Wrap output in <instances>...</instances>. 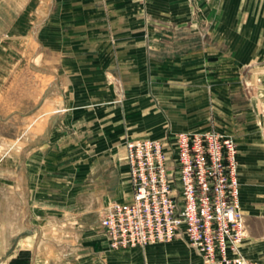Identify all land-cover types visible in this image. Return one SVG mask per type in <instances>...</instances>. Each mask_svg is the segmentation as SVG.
Here are the masks:
<instances>
[{"label": "crops", "instance_id": "crops-1", "mask_svg": "<svg viewBox=\"0 0 264 264\" xmlns=\"http://www.w3.org/2000/svg\"><path fill=\"white\" fill-rule=\"evenodd\" d=\"M69 1L66 3H71ZM82 2L90 7V13L98 15L89 20L86 30L91 46L83 52L91 53L90 60L82 63L74 60L76 51L72 39L76 32L74 26H69L73 17L70 10L60 11L58 0L50 3V16L40 15L35 19L30 32L7 31L0 36L3 54L25 57L24 61L20 58L0 63L2 70L20 71L9 73L0 87V264H76L86 254L108 245L106 233L93 237L90 229L101 228L107 198L110 195L120 197L122 179L116 182L119 169L110 174L116 180L108 186L101 159L92 163L97 169L70 176L67 169L71 165L67 164L66 158L69 151L78 150V146L79 150L81 147L89 150L91 142H104L105 134H101L108 128L115 127L113 132L123 130L122 118L115 111L106 113L103 109V103L117 97V85L125 91L129 87L130 94L137 95L140 90L149 93L151 84L165 85L167 76L160 77V74L165 71L174 74L178 70L194 73L191 85L206 83L214 86V101L225 102L222 110L215 114L216 129L232 136L238 147L240 199L248 229L244 253L253 261L264 264V56H261L264 47L255 46L245 51L250 56L247 61H235V57L224 60L214 56V50L208 53L195 50L173 59L149 57L144 67L145 62L140 60L124 62L122 59L124 48L134 57L135 52L145 49L149 53L150 48L155 49L156 40L161 39L156 26H148L145 35L139 34L141 31L136 28L139 19L134 14L139 0ZM157 2L158 6L178 4L176 0ZM41 4L42 0H39L38 5ZM97 6L102 8H94ZM156 11L157 15L151 18L154 22L176 24L179 21H174L163 9ZM124 13L130 23V29L126 30L123 29ZM46 21L51 23L48 37L52 47L57 53L73 55L74 80L64 83L52 67L36 62L44 52L40 28ZM55 21L61 22L63 29L66 28L65 33L53 30ZM162 33L166 34V31ZM146 38L147 41L143 40ZM95 39H101L106 46H99ZM31 54L35 61L26 59V55ZM176 64L180 66L176 67ZM203 64L208 81H204ZM44 71L52 78L46 86L42 77ZM150 74L153 75L151 83ZM156 74L162 82L156 83ZM111 76L118 82L108 83ZM110 116L115 120L112 121ZM103 118L106 120H101ZM81 134L86 139V148L84 141L81 142ZM126 154L125 148L128 172ZM83 164L91 165L90 158ZM92 187L93 192L102 196V213L97 222L91 220L92 212H95L89 206ZM129 187V198L124 202L132 199L131 184Z\"/></svg>", "mask_w": 264, "mask_h": 264}, {"label": "rangeland", "instance_id": "rangeland-1", "mask_svg": "<svg viewBox=\"0 0 264 264\" xmlns=\"http://www.w3.org/2000/svg\"><path fill=\"white\" fill-rule=\"evenodd\" d=\"M58 1L60 3V11L66 13L67 10H70V16L73 17L69 26H74L76 32L75 38L72 39L76 51L74 60L80 63L83 60H90L91 58L88 57L91 56V53L83 52L91 46V40L86 30L89 20L95 19L98 15L93 12L90 13V7L82 5V0L69 1L74 4H68L66 0ZM157 1L139 0L137 12L134 13L133 11V13L137 14L139 19V26H136V28L141 31L139 32L140 35L147 34L148 26H156L160 30L158 34L161 39H155V49L150 48L149 53H147L148 50L146 49V52L145 50L140 53L135 52L134 57L130 56L129 50L124 48L122 58L124 62L140 60L145 62L144 67H146L149 57L152 59L154 56L158 60L163 58L173 59L195 50H203L206 53L214 50V56L218 58L224 60L229 58V60H232L235 57V61H247L250 56L245 51L255 46L264 47V0H176L177 5L168 4L165 6H158L159 2ZM38 2L39 0H0V36L7 31L30 32L36 18L40 15L50 16L49 5L52 0H42L41 5H38ZM152 3H155V5H150ZM94 8L102 7L97 6ZM159 9L165 10L167 14L172 16L174 21H179L176 24H166L161 21L154 22L151 19L152 15H157L156 10L159 11ZM123 18V29H130V23L126 19L125 13ZM47 22L42 24L40 28L41 36H44L42 39L44 52L36 59V62L44 67H52L53 72L57 73L64 83L74 80L73 76L76 71L73 69V65H75L72 61L73 55L57 53L52 47V40L48 37V35H51V23ZM53 24V30L59 29V33L66 32V28L63 29V25L61 26V22L55 21ZM136 28L134 29L137 30ZM163 31H166V34L162 33ZM97 40L99 46H106L101 39H95L94 41ZM143 40L147 41V38ZM59 42H61V39ZM144 43L146 44L145 41ZM33 44L35 45L34 42ZM0 45H3L1 37ZM261 56L264 55L261 54ZM261 56L260 58H262ZM20 58L22 61L25 60L22 55L3 54L0 51V63L3 61H18ZM26 59L31 62L35 61L32 54L26 55ZM178 66L180 65L176 64V67ZM144 71L146 74V70ZM206 71V65L203 64L204 81H208L205 80V77H207ZM17 72L20 71L0 69V87L3 84L4 77L9 76V73L17 74ZM162 75L167 76L166 81H164L165 85L155 84L152 86L151 84L149 93L146 90H140L137 95L130 94L128 92L129 87H126L125 91L122 86L117 85V97L110 102L103 103V109L106 113L115 111L118 117L122 118L123 130L113 132L115 127L111 128V130H108V128L106 132L101 134L102 136L105 134V141L100 144L91 142L89 150L86 148L88 147L85 143L86 139L81 134V142L84 141L86 149H82L80 146L81 149L79 150L78 146V150L74 152L68 150L70 154H68L66 162L71 165L67 169V173L70 176L89 173L91 170L97 169L98 167H95L92 163L101 159V162L105 164L107 184L112 186L116 179L113 176L110 177V174L112 171H118L119 169L120 175L116 172L118 175L116 182L119 183L121 182L120 179H122L120 197L115 198L110 195L107 198V206L103 211V215L114 203H124L129 198L130 182L125 163V148L128 141L143 139V137H158L166 139L170 143L175 142L177 134L181 132L195 131H215L223 136H230L226 135V133L218 132L216 129L215 114L222 110L225 102L214 101V86L206 85V83L203 85H191L190 82L194 81L191 80L194 73H185L178 70L174 74L165 71V74H160V77ZM42 77L45 86L51 83L52 78L46 76L45 71ZM144 77L146 81V75ZM151 79H153V75L151 77L150 74V83L152 82ZM155 81L156 83L157 81L162 82V79L160 80L156 74ZM109 82L115 83L118 82V79L115 81L111 76L108 79ZM109 118H112V116ZM101 120L105 121L106 119L103 118ZM111 120L114 121L115 119L112 118ZM108 123H110V120ZM83 156L90 157L84 158ZM95 157L97 158L95 159ZM89 158L91 165H84V161L87 162ZM91 189L90 205H88L95 210V212H92V222H97L102 213L100 205L102 196L98 192H93V187ZM240 208L244 215L241 199ZM90 232V236L93 237L102 235V232L106 233L102 227L99 229L91 228ZM245 240L240 248L246 261L250 264H262L259 261H253L245 255ZM75 263L206 264L201 254L189 244L187 238L183 235L167 243L123 249H113L108 238V245L105 248H101L100 251L96 250L95 253H88L85 258L78 259Z\"/></svg>", "mask_w": 264, "mask_h": 264}, {"label": "built area", "instance_id": "built-area-1", "mask_svg": "<svg viewBox=\"0 0 264 264\" xmlns=\"http://www.w3.org/2000/svg\"><path fill=\"white\" fill-rule=\"evenodd\" d=\"M132 199L101 219L113 249L185 236L206 264H250L241 252L247 226L240 208L238 147L215 131L181 132L175 142L128 141Z\"/></svg>", "mask_w": 264, "mask_h": 264}]
</instances>
